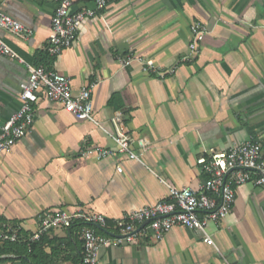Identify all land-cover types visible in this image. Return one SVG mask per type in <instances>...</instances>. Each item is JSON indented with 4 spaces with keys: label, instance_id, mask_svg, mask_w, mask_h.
Listing matches in <instances>:
<instances>
[{
    "label": "crops",
    "instance_id": "0c3cea01",
    "mask_svg": "<svg viewBox=\"0 0 264 264\" xmlns=\"http://www.w3.org/2000/svg\"><path fill=\"white\" fill-rule=\"evenodd\" d=\"M58 3L0 0V11L32 32L22 38L0 30V37L26 64L69 77L74 93L96 85L94 118L102 128L40 94L28 135L0 154V231L30 238L43 217L59 211L100 214L113 228L131 212L166 200L163 181L197 189L206 180L197 160L210 150L228 151L256 138L264 154V0H111L82 25L71 49L51 58L46 46ZM92 3L73 0L74 11ZM194 24L208 34L193 56ZM130 55L154 68L122 65ZM28 76L25 64L0 56L1 120L18 111L19 85ZM118 114L134 142L146 141L143 164L95 153L116 150L108 134ZM86 229L102 233L76 224L51 229L34 251L0 245V264H82ZM208 232L215 246L176 227L158 242L140 236L103 248L98 264H264V189L240 186L228 218L211 223Z\"/></svg>",
    "mask_w": 264,
    "mask_h": 264
},
{
    "label": "built area",
    "instance_id": "2783aa9c",
    "mask_svg": "<svg viewBox=\"0 0 264 264\" xmlns=\"http://www.w3.org/2000/svg\"><path fill=\"white\" fill-rule=\"evenodd\" d=\"M110 2L111 0H94L91 7L74 11L73 0H59L52 18V33L46 46V53L51 58H57L64 51L71 49L78 42L82 25L105 11ZM0 30L22 38H29L32 35V32L19 21L2 11ZM191 34L189 51L194 56L199 54L200 45L204 42L208 30L202 24H194ZM0 56L25 64L29 72L27 81L19 85L18 111L8 120L0 119V154L12 152L18 142L28 135L35 122L33 106L39 101L40 94L49 101L62 105L64 110L77 120L89 121L102 128L94 118L92 96L96 85L84 86L78 93H74L69 77L47 72L42 66L26 64L1 37ZM121 63L124 66L144 63L146 71L154 68L152 61L144 62L142 58L134 55L123 58ZM112 123L115 132L108 135L115 143L116 150L97 148L95 153L98 157L106 159L121 155L143 164V155L147 150L146 141L134 142L130 138L121 114H118ZM197 165L206 176V180L197 189H180L163 181L168 190L166 200L131 212L113 228L109 227L106 218L100 214L59 211L43 217L39 230L28 239V242L30 245L40 242L53 228L71 229L76 224L97 227L102 231L101 234L90 229L82 232V264H98L103 248L132 244L140 236L161 241L176 227L200 233L204 236L205 244L215 246L208 227L211 223L220 224L228 218L236 202L237 189L248 183L264 189L262 143L256 138H251L228 151L210 150L208 155L197 160ZM117 171L123 173L121 165ZM18 241L19 236L15 230L0 231V245L16 244Z\"/></svg>",
    "mask_w": 264,
    "mask_h": 264
},
{
    "label": "trees",
    "instance_id": "16d2710c",
    "mask_svg": "<svg viewBox=\"0 0 264 264\" xmlns=\"http://www.w3.org/2000/svg\"><path fill=\"white\" fill-rule=\"evenodd\" d=\"M88 1H90V0H88ZM91 1H92V0H91ZM93 1H94V0H93ZM39 63H42V61L39 62ZM116 101H117V97H116V96H113L112 99L110 100V105L115 104ZM108 225H109V227H112V224H111V223H108ZM28 239H29V238H27V237L24 238V237H22V236L20 235V236H19V241H18V243L13 244V245L23 247V251H27L29 248H31V250L34 251V250L38 247V245H39V243H40L41 241L30 245L29 242H28ZM41 240H42V239H41ZM29 245H30V246H29ZM25 255H26V257H25V261L27 262V261L29 260V255H27V253H26Z\"/></svg>",
    "mask_w": 264,
    "mask_h": 264
}]
</instances>
